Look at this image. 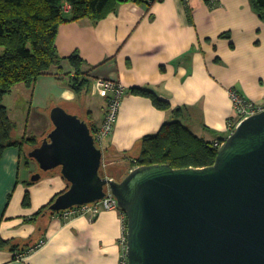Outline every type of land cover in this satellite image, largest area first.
Returning a JSON list of instances; mask_svg holds the SVG:
<instances>
[{
  "label": "crops",
  "instance_id": "obj_1",
  "mask_svg": "<svg viewBox=\"0 0 264 264\" xmlns=\"http://www.w3.org/2000/svg\"><path fill=\"white\" fill-rule=\"evenodd\" d=\"M55 44L63 57L79 52L90 85L76 94L54 66L32 86L16 84L4 96L16 137L35 136L38 142L7 147L0 160V264H122L120 210H102L92 220L60 211L42 214L69 185L59 168L44 172L28 158L53 128L51 108L61 106L97 128L107 104L103 81L120 83L125 91L104 140L119 173L131 165L144 135L174 119L175 107H182L180 120L195 134L209 141L226 138L234 117L229 88L254 102L264 100V19L250 0H190L187 7L181 0L125 2L96 23L85 17L61 24ZM59 68L72 73L66 60ZM132 87L152 90L170 108H157L149 97L130 92ZM37 172L40 178L32 181Z\"/></svg>",
  "mask_w": 264,
  "mask_h": 264
},
{
  "label": "water",
  "instance_id": "obj_2",
  "mask_svg": "<svg viewBox=\"0 0 264 264\" xmlns=\"http://www.w3.org/2000/svg\"><path fill=\"white\" fill-rule=\"evenodd\" d=\"M50 120L28 152L69 184L49 210L99 200L109 185L126 216V264H264V110L224 138L211 165H140L121 180L101 175L102 151L84 120L61 106Z\"/></svg>",
  "mask_w": 264,
  "mask_h": 264
},
{
  "label": "trees",
  "instance_id": "obj_3",
  "mask_svg": "<svg viewBox=\"0 0 264 264\" xmlns=\"http://www.w3.org/2000/svg\"><path fill=\"white\" fill-rule=\"evenodd\" d=\"M155 1L161 0H0V160L7 147L38 142L35 136L27 140L16 137V122L9 117L3 102L4 96L14 85L21 83L30 87L38 76L50 72L55 66L58 67V77L66 78L68 87L76 94L89 88L90 80L83 70L85 61L79 52L74 51L63 57L56 48L59 26L85 17L96 23L115 13L119 5L125 2L150 6ZM250 1L258 16L264 19V0ZM67 7L69 17L65 16ZM62 60L68 62L72 73H60ZM129 91L149 97L159 109L166 110L171 106L166 99L148 88L132 87ZM172 113L174 119L163 123L157 132L141 138L139 152L131 158L127 170L119 173L112 169L111 177L121 180L134 165L167 163L173 168H183L214 163L218 149L213 145L214 140L209 141L195 134L180 120L182 107H175ZM85 122L93 132L94 125ZM27 199L26 193L25 204ZM51 203L41 211L49 210Z\"/></svg>",
  "mask_w": 264,
  "mask_h": 264
},
{
  "label": "built area",
  "instance_id": "obj_4",
  "mask_svg": "<svg viewBox=\"0 0 264 264\" xmlns=\"http://www.w3.org/2000/svg\"><path fill=\"white\" fill-rule=\"evenodd\" d=\"M209 1L213 3L215 0ZM181 2L186 7L190 4V0H181ZM103 88L107 94L106 111L102 123L94 129L92 135L95 145L102 151V159L100 165V170L102 172L100 173H102V176H105L109 179H114L107 173V167L110 164L106 158L104 140L112 132L125 89L120 83L110 79H106L103 81ZM228 95L232 102L234 112V117L228 122V125L231 127L230 132H232L242 120L264 110V100H262V102H254L252 100L246 99L239 93V91L235 87L229 88ZM223 140L224 139L214 140L213 145L219 148L223 143ZM104 190L105 195L101 199L82 205H74L67 209L61 210L60 212L63 216L66 217L81 215L86 216L87 218L92 220L102 210H120L123 219V232L119 239V243L124 250L122 264H126V216L125 213L120 209L117 199L113 195L109 185H106ZM42 243L43 240H41L38 245H41ZM20 256H22V254H19L17 257Z\"/></svg>",
  "mask_w": 264,
  "mask_h": 264
},
{
  "label": "rangeland",
  "instance_id": "obj_5",
  "mask_svg": "<svg viewBox=\"0 0 264 264\" xmlns=\"http://www.w3.org/2000/svg\"><path fill=\"white\" fill-rule=\"evenodd\" d=\"M70 113V112H69ZM71 114H73V113H71ZM76 115V114H75ZM78 116V115H77ZM80 119H82V120H84L83 118H81V116H78ZM188 126L189 125H191V124H187ZM190 127H193V126H190ZM193 129V128H192ZM197 128H194V131L196 130ZM224 139V138H223ZM104 148H105V146H104ZM106 158H107V160L109 161V159H108V157H107V155H106ZM109 164H110V162H109ZM113 167V168H112ZM115 165L114 166H111V165H109L108 167H107V171H111L112 169H115ZM117 168V167H116ZM100 172H102L101 170H100ZM102 174V173H101Z\"/></svg>",
  "mask_w": 264,
  "mask_h": 264
}]
</instances>
